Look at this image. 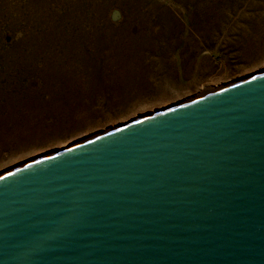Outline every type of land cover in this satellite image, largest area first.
<instances>
[{
    "label": "water",
    "instance_id": "obj_1",
    "mask_svg": "<svg viewBox=\"0 0 264 264\" xmlns=\"http://www.w3.org/2000/svg\"><path fill=\"white\" fill-rule=\"evenodd\" d=\"M0 264H264V71L1 173Z\"/></svg>",
    "mask_w": 264,
    "mask_h": 264
},
{
    "label": "rangeland",
    "instance_id": "obj_2",
    "mask_svg": "<svg viewBox=\"0 0 264 264\" xmlns=\"http://www.w3.org/2000/svg\"><path fill=\"white\" fill-rule=\"evenodd\" d=\"M261 71L264 0H0V174Z\"/></svg>",
    "mask_w": 264,
    "mask_h": 264
},
{
    "label": "bare ground",
    "instance_id": "obj_3",
    "mask_svg": "<svg viewBox=\"0 0 264 264\" xmlns=\"http://www.w3.org/2000/svg\"><path fill=\"white\" fill-rule=\"evenodd\" d=\"M79 22H80V20H79ZM88 22V21H87ZM92 22V21H91ZM84 24V23H83ZM77 25V24H76ZM90 25H92V24H90ZM78 26V25H77ZM81 26H82V24H81ZM90 27V26H89ZM80 28V27H79ZM91 30H93V29H91ZM97 30V29H96ZM99 30V29H98ZM101 30V29H100ZM88 31V30H87ZM95 31V30H94ZM104 32H105V30H104ZM84 35H88L86 32H82ZM96 33V32H95ZM99 33V32H98ZM107 32H105V34H106ZM98 35V34H97ZM72 36V35H71ZM85 36V37H86ZM100 36V35H99ZM107 36H109V34H107ZM76 37V36H75ZM92 37H93V35H92ZM95 37V36H94ZM94 37L93 38H91V36H90V38H89V41L90 42H92L93 41V39H94ZM81 38H83V37H81ZM98 37H96L95 39H97ZM94 39V40H95ZM86 40H87V38H86ZM98 40V39H97ZM111 42V41H110ZM85 44V43H84ZM49 45V44H48ZM79 45H81V44H79ZM71 47V46H70ZM73 47H75V46H73ZM76 48V47H75ZM107 48V47H106ZM71 49V48H70ZM72 50H73V48H72ZM76 51V50H75ZM82 52V51H81ZM68 53V52H67ZM78 54V53H77ZM81 54V53H80ZM113 55V54H112ZM65 56V55H64ZM79 57V56H78ZM77 58V57H76ZM87 58V57H86ZM113 58V57H112ZM117 58V57H116ZM80 60V59H79ZM88 60V59H87ZM108 60V59H107ZM123 60V59H122ZM83 61V60H82ZM85 62V61H84ZM90 62V61H89ZM120 63V62H119ZM71 64H73L72 62H71ZM110 64V63H109ZM108 63L106 64V65H109ZM47 65V64H46ZM82 65V64H81ZM85 65V64H84ZM112 65V64H111ZM60 66V65H59ZM71 66V65H70ZM73 66H75V65H73ZM83 66V65H82ZM67 68H69V67H67ZM107 68V67H106ZM127 68V67H126ZM50 69V68H49ZM57 69H59V68H57ZM64 69V68H63ZM72 69H74V67L72 68ZM81 69V68H80ZM60 70V69H59ZM102 70V69H101ZM106 70V69H105ZM57 71V70H56ZM68 71V70H67ZM54 72V71H53ZM66 72V71H65ZM69 72V71H68ZM102 73V72H101ZM113 74H115V73H113ZM112 74V75H113ZM120 74V73H119ZM125 75V74H124ZM56 76V75H55ZM106 76V75H105ZM116 76V75H115ZM53 77V76H52ZM121 77V76H120ZM67 78V77H66ZM122 78V77H121ZM245 78V77H244ZM126 79V78H125ZM124 79V80H125ZM77 80V79H76ZM110 82V81H109ZM118 82V81H117ZM109 84V83H108ZM116 85V84H115ZM120 85V84H119ZM112 86V85H111ZM212 90V89H211ZM207 92H209V90L207 91H204L202 94H204V93H207ZM201 94V95H202ZM143 116V115H142ZM54 152V151H53ZM49 154V153H48ZM44 156V155H43ZM41 157V156H40Z\"/></svg>",
    "mask_w": 264,
    "mask_h": 264
}]
</instances>
